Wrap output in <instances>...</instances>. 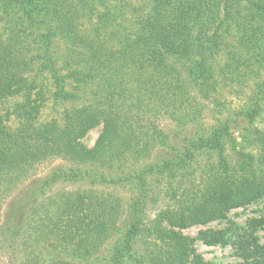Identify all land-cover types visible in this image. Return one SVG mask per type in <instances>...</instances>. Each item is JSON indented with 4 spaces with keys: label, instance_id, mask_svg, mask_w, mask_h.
Wrapping results in <instances>:
<instances>
[{
    "label": "trees",
    "instance_id": "1",
    "mask_svg": "<svg viewBox=\"0 0 264 264\" xmlns=\"http://www.w3.org/2000/svg\"><path fill=\"white\" fill-rule=\"evenodd\" d=\"M142 1L126 7L128 0H14L30 19L52 15L57 29L37 30L28 42L25 29L0 39V105L19 93L22 121L13 130L0 108V195L49 157L71 165L55 168L0 226L1 241L12 250L9 264H97L95 253L112 237L110 256L99 262L129 264L143 245L152 264H206L193 239L175 228L219 218L264 196V130L255 128L258 153L232 169L227 122L204 134L172 137L159 121L165 116L185 125L198 117V95L215 91V68L207 60L227 55L221 69L234 76L252 66L250 58L263 67L264 0ZM171 57L190 59L196 69L185 75ZM257 86L242 111L251 121L264 100V80ZM50 96L70 103L61 123L39 120ZM98 124L102 131L89 148L82 138ZM208 152L215 160L203 163L199 158ZM84 179L134 184L124 218L118 201L103 193L39 199L58 181ZM160 182L174 202L151 215Z\"/></svg>",
    "mask_w": 264,
    "mask_h": 264
},
{
    "label": "rangeland",
    "instance_id": "2",
    "mask_svg": "<svg viewBox=\"0 0 264 264\" xmlns=\"http://www.w3.org/2000/svg\"><path fill=\"white\" fill-rule=\"evenodd\" d=\"M13 2L14 0H0V39H3L2 41L7 39L5 37L11 30L20 32L21 29H25L29 34L27 42L32 39V34L37 30L41 33L54 34L53 32L57 28L52 15L47 13L39 14L43 13L39 12L37 18L34 16L33 19H30L25 17L21 11L16 10ZM123 3L127 5L126 7L130 6L131 3L136 6L145 4L142 0H128V2ZM34 13L36 14V12ZM34 29L36 30L34 31ZM30 44L32 46V43ZM33 52L34 54L36 53V51ZM228 59L227 55L221 53L217 55L216 60H207L215 68V91H212L208 98L198 95L200 112L195 120L185 125H178L174 119L162 116L159 121L165 131L172 137L178 135L177 133L181 136L190 135L194 132L204 134L218 124L227 122V135L224 136V142L227 147L226 155L232 164V169L239 167L241 169L243 166L248 165V157L251 152L258 153V145L254 137L256 133L255 128L264 130V100L262 101V110L253 121L246 118L242 113L243 110L249 108V103L254 100L253 97L258 90V83L264 80V59H261L263 67L257 68V63L253 60L254 58H250L252 66H241L240 72H242V75L239 76L231 75L227 69H221V65ZM170 61L180 66L185 75L191 70L196 69L194 61L191 64L190 59H186L185 57H171ZM32 66L34 67L35 65L33 64ZM249 68H253L252 71L248 70ZM243 72H247L246 75ZM42 77L45 78L44 81L46 80L49 92L53 91L48 77L46 75ZM41 82L44 87L43 81ZM212 86L214 87V85ZM44 89L47 90L45 87ZM49 92L47 91L46 93L48 96L50 95ZM18 94L13 95V97L0 105V108L5 111L6 115L9 114L6 123L13 130L18 129L22 123L21 119L16 115L17 109H19L17 105L21 104V95ZM86 96L89 95L86 94ZM251 97L252 100H250ZM69 106L70 103H57L50 96L42 102L39 120L45 122L55 118L61 123L64 110ZM101 131L102 124L93 126L83 136L82 142L89 148L93 147ZM199 159L203 163H208L212 159L215 160V157L211 152H208L200 156ZM240 163L242 165L238 166ZM70 165V162L59 156L49 157L36 163L31 173L20 180L11 191L9 190L7 193L0 195V226L5 224L13 208L27 199L26 196L29 191L38 188L55 168L59 166L69 167ZM91 169H97L99 172L103 170L113 171L112 169L99 167V165H91ZM97 170L95 171L96 175ZM242 175L240 173L241 177ZM154 189L157 193L160 192V195L157 198H153L149 206L148 211L151 215L156 214L165 205L170 206L174 202L170 197L164 196V182H160L159 186ZM80 191H90L97 194L103 193L104 195L114 197L113 199L120 204V219L124 218L126 207L136 193L135 186L131 183L123 182L120 185L116 182H111L106 184L99 181V179L93 181L88 179L79 181L61 180L53 184L39 199L47 202L51 197L52 199H58L54 197L64 193H76ZM175 229L193 239L196 253L199 254L202 261L206 264H264V196L246 205L232 208L219 218L207 222H199L183 228L176 227ZM114 240L115 237L109 239L101 247V252L97 251L95 253L93 257L94 262L98 261L97 264H111L110 260L101 262L99 260L110 256V247L113 245ZM11 251L8 250L5 243L0 239V264L10 263L12 258ZM46 256H48L47 252ZM129 264H152L143 245L137 246L136 259H132Z\"/></svg>",
    "mask_w": 264,
    "mask_h": 264
}]
</instances>
